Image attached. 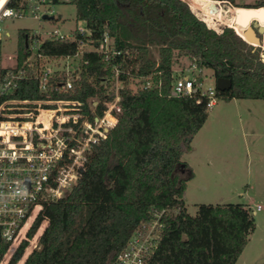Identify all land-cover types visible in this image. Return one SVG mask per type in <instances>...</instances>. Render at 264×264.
<instances>
[{
    "label": "trees",
    "instance_id": "1",
    "mask_svg": "<svg viewBox=\"0 0 264 264\" xmlns=\"http://www.w3.org/2000/svg\"><path fill=\"white\" fill-rule=\"evenodd\" d=\"M20 1L14 0L12 7L18 8ZM183 1L73 0L75 21L83 23L89 36L74 30L71 39L41 42L40 54L59 59L75 56L81 42L98 46L107 37L117 55L84 54L78 62L79 79L71 78L73 89L47 94L74 98L89 118L101 117L103 107L99 105L91 115L89 101L110 99L111 85L102 82L118 69L120 111L106 139L89 152L76 186L57 204L44 208L30 228L29 239L47 221L36 249L23 264H114L132 234L163 211L157 247L146 264H236L243 253L255 230L248 205L198 204L195 215L187 212L185 193L194 174L183 158L190 153L208 110L198 92L174 97L171 91L178 78L174 67L183 59L200 72L210 70L214 80L231 82L224 92L215 89L217 100L264 102L262 50L246 46L227 25L220 32V25L214 27L218 31L209 29ZM220 1L235 5L236 0ZM218 6L223 15L221 3ZM254 13L260 16L264 10ZM31 34L30 30L17 33L15 69L30 56ZM1 50L2 40L0 58ZM10 69H0V76ZM66 80L64 73H55L50 85L58 88ZM146 82L152 87L143 88ZM45 95L37 80L20 82L14 94L19 99ZM27 246L22 242L7 264H17Z\"/></svg>",
    "mask_w": 264,
    "mask_h": 264
},
{
    "label": "built area",
    "instance_id": "2",
    "mask_svg": "<svg viewBox=\"0 0 264 264\" xmlns=\"http://www.w3.org/2000/svg\"><path fill=\"white\" fill-rule=\"evenodd\" d=\"M13 1L0 0V40L4 21L29 16L39 21L43 16L53 17L51 6L54 0H21L18 8L12 7ZM72 1L55 0L58 4ZM76 31L82 35L90 34L84 28ZM71 38V34L61 36L53 31L48 32L45 39ZM43 40L39 32L32 33L27 45L30 56L23 66L13 67L0 76V264H7L22 242H27L28 246L17 264H23L36 249L39 234L47 221H42L31 239L28 238L30 228L43 214L44 208L57 204L76 186L79 171L85 166L89 152L106 139L116 124L115 113L120 111L118 69L112 71L110 79L102 82L105 87L107 83L111 85L107 93L110 99L89 101L91 115L96 113V107H103L101 117L93 115L89 118L83 104L74 98L55 99L47 94H67L73 89L71 78L79 79V67L75 61H80L84 54L117 55L114 48H109L107 37L98 46L91 41L81 42L75 56L59 59H50L39 53ZM55 73H64L67 78L58 88L50 85ZM200 74L197 66L190 64L188 69L178 74L171 95L191 97L198 92L201 98L206 99L209 111L216 105V90L215 87L204 89ZM28 80H37L45 97L16 98L14 94L20 82ZM142 85L143 88L152 87L151 82ZM261 209L260 205L255 206L252 213ZM164 214L161 212L152 223L135 231L114 264H146L157 247Z\"/></svg>",
    "mask_w": 264,
    "mask_h": 264
},
{
    "label": "rangeland",
    "instance_id": "3",
    "mask_svg": "<svg viewBox=\"0 0 264 264\" xmlns=\"http://www.w3.org/2000/svg\"><path fill=\"white\" fill-rule=\"evenodd\" d=\"M185 1L191 3L192 7L186 4L196 14L204 12L205 6L211 4L201 0ZM220 3L230 9L256 5L264 8V0H236L235 5L228 1ZM51 9L54 19L59 18L58 21H39L29 16L1 24L4 32L0 69L15 66L19 30L39 32L43 40L47 38L48 32L57 31L61 36H69L76 29H83V23L75 21L74 4L61 3L51 6ZM214 19L227 25L221 13ZM224 25H220L222 28L219 31L214 27L208 28L220 32ZM245 45L255 47L252 44ZM151 52L157 59L154 48H151ZM78 62L75 61L76 67ZM189 66L187 60L180 59L174 70L180 74ZM200 76L204 89L215 87L210 70L202 71ZM186 160L194 174L187 184L184 199L191 216L195 215L198 204H245L251 212L255 206L262 207L261 211L253 213L255 230L236 264H264V102L217 100L216 105L208 111L205 124L194 137L190 153L183 158V161Z\"/></svg>",
    "mask_w": 264,
    "mask_h": 264
},
{
    "label": "water",
    "instance_id": "4",
    "mask_svg": "<svg viewBox=\"0 0 264 264\" xmlns=\"http://www.w3.org/2000/svg\"><path fill=\"white\" fill-rule=\"evenodd\" d=\"M209 2H211V4L208 7L205 6L204 13L207 14L209 17L211 16L215 18L220 13V8L218 6V3H220V1L218 0L205 1V3H209ZM257 9L264 10L261 7H258ZM221 10L224 16V22L227 24L226 27L233 29L235 32H237L236 29L240 30L243 33V35L249 39L252 45H254L257 48H262L260 59L264 63V39L262 38V36H264V26H261L258 22V20H261L260 22L264 21V14H261L260 16L256 15L254 13L256 9L253 8L230 9L227 6H222V5H221ZM193 14L196 16L198 20L204 22L203 13H201L200 17L197 16L195 12H193ZM52 19L53 17H48V16L42 17L43 21H51ZM230 87H231V82L227 79L215 80V89L218 92H224L228 90Z\"/></svg>",
    "mask_w": 264,
    "mask_h": 264
},
{
    "label": "bare ground",
    "instance_id": "5",
    "mask_svg": "<svg viewBox=\"0 0 264 264\" xmlns=\"http://www.w3.org/2000/svg\"><path fill=\"white\" fill-rule=\"evenodd\" d=\"M188 4H189V6L190 7H192L191 6V3L190 2H188ZM200 11V10H199ZM201 13H203L204 14V18H203V21L206 23V25L208 26H210V27H215L216 25H224V24H222L219 20H216V19H214V18H212V17H209L207 14H205L204 12H199V13H197L196 15L197 16H201ZM214 21V22H213ZM261 26H264V24L263 25H261ZM237 34L245 41V42H247L248 44H251V42L249 41V39L246 37V36H244L243 35V33L240 31V30H238L237 31Z\"/></svg>",
    "mask_w": 264,
    "mask_h": 264
},
{
    "label": "crops",
    "instance_id": "6",
    "mask_svg": "<svg viewBox=\"0 0 264 264\" xmlns=\"http://www.w3.org/2000/svg\"><path fill=\"white\" fill-rule=\"evenodd\" d=\"M185 157V156H184ZM188 166H189V164H188V161L186 160V161H184Z\"/></svg>",
    "mask_w": 264,
    "mask_h": 264
}]
</instances>
